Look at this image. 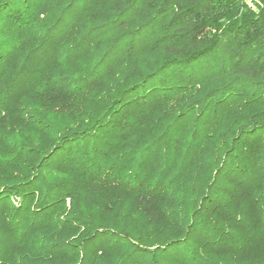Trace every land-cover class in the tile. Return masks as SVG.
I'll use <instances>...</instances> for the list:
<instances>
[{"label": "trees", "instance_id": "obj_1", "mask_svg": "<svg viewBox=\"0 0 264 264\" xmlns=\"http://www.w3.org/2000/svg\"><path fill=\"white\" fill-rule=\"evenodd\" d=\"M0 264H264V0H0Z\"/></svg>", "mask_w": 264, "mask_h": 264}]
</instances>
